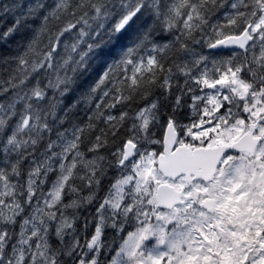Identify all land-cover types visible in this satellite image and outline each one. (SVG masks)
I'll use <instances>...</instances> for the list:
<instances>
[{"label":"snow or ice","instance_id":"obj_1","mask_svg":"<svg viewBox=\"0 0 264 264\" xmlns=\"http://www.w3.org/2000/svg\"><path fill=\"white\" fill-rule=\"evenodd\" d=\"M0 264H264V0H0Z\"/></svg>","mask_w":264,"mask_h":264},{"label":"trees","instance_id":"obj_2","mask_svg":"<svg viewBox=\"0 0 264 264\" xmlns=\"http://www.w3.org/2000/svg\"><path fill=\"white\" fill-rule=\"evenodd\" d=\"M157 37H158V39H161V40H163V38L164 37H167V34H161V33H159V32H157ZM202 47V50L205 52V54H209V50L206 48V47H203V46H201ZM229 54V51H221V50H215V55L218 57V56H222V55H228ZM86 86V85H85ZM75 95V94H74ZM133 107H135V105H133ZM84 116H85V114H84V111L81 109L80 111H79V118L80 119H84ZM112 150H114V149H112ZM107 151L108 150H105V154H107ZM110 175H112V173H110ZM102 194V193H101ZM91 211H94V208H90L89 210H88V212H91ZM83 215H87V212H85V213H82V216ZM81 223H82V220H81ZM79 226V225H78Z\"/></svg>","mask_w":264,"mask_h":264},{"label":"rangeland","instance_id":"obj_3","mask_svg":"<svg viewBox=\"0 0 264 264\" xmlns=\"http://www.w3.org/2000/svg\"><path fill=\"white\" fill-rule=\"evenodd\" d=\"M222 56H224V55H222ZM219 57V56H218Z\"/></svg>","mask_w":264,"mask_h":264}]
</instances>
